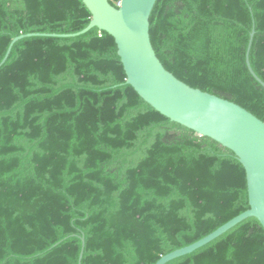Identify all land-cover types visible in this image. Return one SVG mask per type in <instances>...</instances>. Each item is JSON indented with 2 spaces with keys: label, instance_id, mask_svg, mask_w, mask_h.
<instances>
[{
  "label": "trees",
  "instance_id": "16d2710c",
  "mask_svg": "<svg viewBox=\"0 0 264 264\" xmlns=\"http://www.w3.org/2000/svg\"><path fill=\"white\" fill-rule=\"evenodd\" d=\"M121 0H110L117 8ZM81 0H0V264H156L249 209L232 152L129 86ZM149 34L187 86L264 122V0H157ZM167 264H264L248 218Z\"/></svg>",
  "mask_w": 264,
  "mask_h": 264
},
{
  "label": "water",
  "instance_id": "95a60500",
  "mask_svg": "<svg viewBox=\"0 0 264 264\" xmlns=\"http://www.w3.org/2000/svg\"><path fill=\"white\" fill-rule=\"evenodd\" d=\"M110 0H81L89 11V25L71 35H42L74 38L97 28L110 35L125 73V83L152 109L192 132L206 137L233 153L245 172L249 209L198 242L163 256L156 264H167L189 255L211 243L248 218L256 219L264 230V122L240 106L214 95L193 89L169 73L157 58L150 40V16L157 0H121L117 8ZM251 76L264 88L249 63ZM40 36L28 34L14 38L0 67L7 60L12 46L19 40ZM79 255V264L83 256Z\"/></svg>",
  "mask_w": 264,
  "mask_h": 264
}]
</instances>
